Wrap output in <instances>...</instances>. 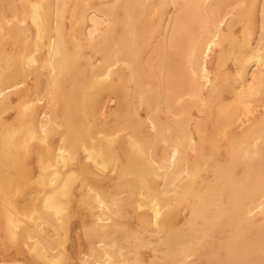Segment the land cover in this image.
Returning <instances> with one entry per match:
<instances>
[{"label":"bare ground","instance_id":"1","mask_svg":"<svg viewBox=\"0 0 264 264\" xmlns=\"http://www.w3.org/2000/svg\"><path fill=\"white\" fill-rule=\"evenodd\" d=\"M84 211L81 264H264V0H0V264Z\"/></svg>","mask_w":264,"mask_h":264},{"label":"rangeland","instance_id":"2","mask_svg":"<svg viewBox=\"0 0 264 264\" xmlns=\"http://www.w3.org/2000/svg\"><path fill=\"white\" fill-rule=\"evenodd\" d=\"M241 27L242 26H239L238 27V29H237V31H240V29H241ZM234 63V62H233ZM232 63V61L231 62H229V64L227 65V67L225 68L226 69V71H228L229 70V72L231 71V72H233L234 71V69H235V64H233ZM43 75V74H42ZM41 75V76H42ZM46 75V74H45ZM44 75V76H45ZM40 76V77H41ZM33 77H31V80H29V85H31L32 83L34 84V82H35V77L32 79ZM44 79H46V78H44V77H42V80H44ZM32 81H34V82H32ZM32 84V85H33ZM31 85V86H32ZM207 92V89L206 90H204V94ZM225 99H231V96H229V94L228 93H225ZM194 114H195V116H197V117H195L196 119H200V118H203L204 117V113L201 111V110H199V109H195L194 110ZM141 115H142V117L145 115V111L143 110V112H141ZM7 116H8V119H10L12 116H13V113H8L7 114ZM199 116V117H198ZM12 119V118H11ZM222 152H223V149H220L219 150V154H222ZM191 153V155H194V151H191L190 152ZM193 153V154H192ZM109 174L108 175H106L105 176V178L104 177H101L102 178V183H104L105 185H107V183H108V185H111V183H112V181H110V178H109ZM94 177V176H93ZM100 178V179H101ZM109 178V180L107 181V183H105V181L107 180ZM110 183V184H109ZM87 213V211H84V214H82V215H85ZM82 215H77V217L78 218H76V217H74V220H72L73 222H72V224H71V232H70V237H69V242H67V254H69V256H68V263L67 264H71L72 263V261H73V264H79V262H80V255L78 254L79 253V251L81 250V249H83L84 250V252H87L88 250H86V249H88L87 247H88V240L87 239H85L86 237H84V233H83V230L84 229H82L81 227H82V224L84 223V221L83 220H85V223L86 224H88L90 221H92L90 218V216H89V214L87 213L85 216H83V218L81 217ZM132 215H133V213H132ZM132 215H130L129 213L127 214V216H128V219H125L126 220V222H128L130 225H132L133 223H136L137 221H134L133 223H131L132 222V220L130 219L131 217H133ZM181 215H183V214H180V216H179V224L181 223V221H182V219L184 220V217L183 216H181ZM129 216H131L130 218H129ZM134 216H135V214H134ZM84 217H86V218H84ZM90 217V218H89ZM136 217V216H135ZM134 217V218H135ZM90 219V220H88V219ZM133 218V219H134ZM80 219H83V220H80ZM88 221V223H87V221ZM134 220H136V219H134ZM181 220V221H180ZM91 223V222H90ZM89 223V224H90ZM137 224V223H136ZM136 224H135V226H136ZM85 225V224H84ZM134 225L132 226V227H135ZM84 227V226H83ZM82 231V232H81ZM78 232V233H77ZM76 234V235H75ZM78 234V235H77ZM79 235H82V236H79ZM78 236V237H77ZM79 237H83L81 240H79ZM155 238V237H154ZM153 238V239H154ZM78 239V240H77ZM155 239H157V238H155ZM154 239V240H155ZM86 240V241H85ZM80 242H81V246L79 245L80 244ZM88 242V243H87ZM87 243V245H85ZM87 246V247H86ZM79 247H81L80 249H79ZM12 249H14V250H12ZM144 256H145V261H147V262H149V261H151L152 260V258L154 259V254L156 255L157 253V251H154V250H152V248H145L144 250ZM10 254H17V251H16V249L15 248H11L10 249ZM78 252V253H77ZM20 254H22V255H27L26 254V252L24 251L23 253H20ZM74 258H73V257ZM78 256H79V259H78ZM72 257V258H71ZM152 257V258H151ZM72 259H74V260H72ZM70 260H72V261H70ZM78 260V261H77ZM208 261L206 260V262H205V259H199V258H197V257H195V258H193L192 259V261H191V264H209V262L207 263ZM80 264H81V262H80ZM83 264V263H82ZM211 264V263H210Z\"/></svg>","mask_w":264,"mask_h":264}]
</instances>
